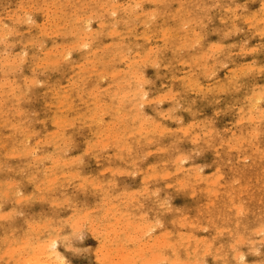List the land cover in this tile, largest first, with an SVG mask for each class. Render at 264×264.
<instances>
[{"label":"rangeland","instance_id":"374dc122","mask_svg":"<svg viewBox=\"0 0 264 264\" xmlns=\"http://www.w3.org/2000/svg\"><path fill=\"white\" fill-rule=\"evenodd\" d=\"M261 2L0 0V264H32L52 239L97 264L91 228L74 232L85 217L138 236L116 259L264 264Z\"/></svg>","mask_w":264,"mask_h":264},{"label":"snow or ice","instance_id":"6c2138e0","mask_svg":"<svg viewBox=\"0 0 264 264\" xmlns=\"http://www.w3.org/2000/svg\"><path fill=\"white\" fill-rule=\"evenodd\" d=\"M261 13H264V0L261 2L260 7ZM243 17L237 13L236 20L239 23ZM31 18H29V23H31ZM240 29L237 28V31ZM147 99V97H145ZM166 205H162L164 207ZM156 224L163 229V224L160 223L159 220L156 221ZM91 228L93 235L96 236L97 240L100 243V247L96 249L97 251V264H142L141 261L133 260V259H116L114 257L119 256L121 253V249L119 247L120 244L124 245L123 251L124 252H135L137 250V245L140 243V240L136 234H131L129 232H115L113 233L110 229L105 230L103 225H97L92 217H89L86 221L82 224L74 225V232H76L79 239H83L85 234ZM77 229L78 232H77ZM153 234H155V230H151ZM112 241L111 250L109 251L108 242ZM65 247L70 246L66 243ZM57 248V240H52L49 244L50 251L58 258L60 264H70V262L65 259L63 256H60L58 252H56ZM104 250L106 255L104 258H101V250ZM71 251H77L75 248H70ZM91 251V249L89 250ZM243 259V257H241ZM143 264H156V262L152 261H145ZM225 264H231V261H226Z\"/></svg>","mask_w":264,"mask_h":264},{"label":"bare ground","instance_id":"6f19581e","mask_svg":"<svg viewBox=\"0 0 264 264\" xmlns=\"http://www.w3.org/2000/svg\"><path fill=\"white\" fill-rule=\"evenodd\" d=\"M53 1V0H52ZM142 1V0H141ZM154 1V0H153ZM77 2V1H76ZM230 2V1H229ZM44 3V2H43ZM55 3V2H54ZM87 3V2H86ZM45 4V3H44ZM60 4V3H59ZM58 4V5H59ZM61 5V4H60ZM82 5V4H81ZM100 5V4H99ZM117 6V5H116ZM19 7V6H18ZM33 7V6H32ZM48 7H49V5H48ZM100 7V6H99ZM138 7V6H137ZM215 7V6H214ZM55 8V7H54ZM64 8V7H63ZM66 8V7H65ZM86 8V7H85ZM92 8V7H91ZM136 8V7H135ZM197 8V7H196ZM77 9V8H76ZM140 9V8H139ZM246 9V8H245ZM22 10H24L25 11V9H22ZM39 10V9H38ZM47 10V9H46ZM49 10V9H48ZM108 9H106V11H107ZM232 10V9H231ZM58 11H60V10H58ZM237 11V10H236ZM47 12V11H46ZM52 12V11H51ZM54 12H56V11H54ZM154 12V11H153ZM164 12V11H163ZM71 13V12H70ZM74 13V12H73ZM150 14H151V12H149ZM66 14V13H65ZM91 14V13H90ZM105 14V13H104ZM108 14V13H107ZM142 14V13H141ZM148 14V13H147ZM153 14V13H152ZM70 15V14H69ZM74 15V14H73ZM149 15V14H148ZM182 15V14H181ZM22 16V15H21ZM47 16V15H46ZM174 16V15H173ZM18 17V16H17ZM48 17H49V15H48ZM66 17V16H65ZM109 17V16H108ZM112 17V16H111ZM147 17V16H146ZM150 17H152V16H150ZM11 18V17H10ZM24 18H25V16H24ZM56 18H57V16H56ZM135 18V17H134ZM65 19V18H64ZM71 19V18H70ZM149 19V18H148ZM54 21V20H53ZM60 21V20H59ZM76 21V20H75ZM92 21V20H91ZM124 21V20H123ZM124 22H126V21H124ZM27 23V22H26ZM68 23V22H67ZM3 24V23H2ZM34 24V23H33ZM44 24V23H43ZM63 24H64V22H63ZM88 24V23H87ZM130 24V23H129ZM128 24V25H129ZM146 24V23H145ZM164 24V23H163ZM71 25H72V23H71ZM86 25V24H85ZM89 25V24H88ZM99 25V24H98ZM126 26V25H125ZM147 27V26H146ZM45 28V27H44ZM58 28V27H57ZM248 28V27H247ZM10 30V29H9ZM42 30V29H41ZM71 30V29H70ZM40 31V30H39ZM46 31V30H45ZM112 31V30H111ZM114 31V30H113ZM4 32V31H3ZM43 32V31H42ZM62 32V31H61ZM172 32V31H171ZM238 32V31H237ZM0 33H2V32H0ZM46 33V32H45ZM49 33V32H48ZM170 33V32H169ZM9 34V33H8ZM8 34H7V36H8ZM41 34V33H40ZM111 34V33H110ZM235 34H236V32H235ZM45 35V34H44ZM61 35V34H60ZM91 35V34H90ZM125 35V34H124ZM168 35V34H167ZM65 36V35H64ZM4 36H2L1 38H3ZM74 37V36H73ZM124 37V36H123ZM170 37H171V35H170ZM184 38V37H183ZM161 39H163V38H161ZM193 40V39H192ZM80 41V40H79ZM147 42V41H146ZM80 43H83V41L82 42H80ZM88 43V42H87ZM90 43V42H89ZM120 43V42H119ZM168 43V42H167ZM71 44V43H70ZM84 44V43H83ZM8 45V44H7ZM38 45H39V43H38ZM60 45H63V43L62 44H60ZM72 45V44H71ZM76 45V44H75ZM111 45V44H110ZM121 45V44H120ZM142 45V44H141ZM145 45V44H144ZM193 45V44H192ZM79 46V45H78ZM85 46V45H84ZM172 46V45H171ZM243 46V45H242ZM61 47V46H60ZM74 47V46H73ZM114 47V46H113ZM150 47V46H149ZM155 47V46H154ZM193 47V46H192ZM64 48V47H63ZM5 49V48H4ZM38 49H40V48H38ZM69 49V48H68ZM70 49H71V47H70ZM76 49H77V47H76ZM189 49V48H188ZM242 49V48H241ZM64 50V49H63ZM75 51V50H74ZM80 51V50H79ZM130 51V50H129ZM49 52V51H48ZM58 52V51H57ZM85 52V51H84ZM179 52V51H178ZM219 52V51H218ZM7 53V52H6ZM17 53V52H16ZM24 53V52H23ZM63 53V52H62ZM66 53V52H65ZM126 53H127V51H126ZM149 53V52H148ZM147 53V54H148ZM1 54V53H0ZM48 54V53H47ZM51 54V53H50ZM123 54V53H122ZM125 54V53H124ZM233 54V53H232ZM49 55V54H48ZM60 55V54H59ZM69 56H70V54H68ZM89 55V54H88ZM23 56V55H22ZM147 56V55H146ZM152 56V55H151ZM205 56V55H204ZM244 56V55H243ZM4 57V56H3ZM65 57V56H64ZM155 57H156V53H155ZM207 57V56H206ZM205 57V58H206ZM242 57V56H241ZM227 58V57H226ZM111 59H112V57H111ZM145 59V58H144ZM146 59H148V58H146ZM225 59V58H224ZM12 60V59H11ZM22 60V59H21ZM55 60V59H54ZM53 60V61H54ZM57 60V59H56ZM93 60V59H92ZM153 60V59H152ZM172 60H173V58H172ZM4 61V60H3ZM13 61H14V59H13ZM24 61V60H23ZM45 61V60H44ZM73 61H74V59H73ZM142 61V60H141ZM203 61V60H202ZM49 62H51V60L49 61ZM62 62V61H61ZM88 62V61H87ZM91 62V61H90ZM109 62V61H108ZM145 62H146V60H145ZM218 62V61H217ZM5 63V62H4ZM89 63V62H88ZM151 63H152V61H151ZM44 64V63H43ZM135 64V63H134ZM145 64V63H144ZM214 64V63H213ZM226 64V63H225ZM13 65V64H12ZM56 65V64H55ZM60 65V64H59ZM80 65V64H79ZM92 65H94V64H92ZM142 65V64H141ZM151 65V64H150ZM128 66V65H127ZM139 66V65H138ZM19 67V66H18ZM44 67V66H43ZM57 67V66H56ZM247 67V66H246ZM21 68V67H20ZM93 68H94V66H93ZM205 68V67H204ZM18 69V68H17ZM102 69V68H101ZM133 69V68H132ZM197 69V68H196ZM208 69V68H207ZM1 70V69H0ZM21 70V69H20ZM93 70V69H92ZM190 70V69H189ZM247 70V69H246ZM9 71H10V69H9ZM12 71H14V70H12ZM90 71V70H89ZM135 71V70H134ZM101 72H103V71H101ZM127 72V71H126ZM10 73V72H9ZM98 73V72H97ZM115 73V72H114ZM133 73V72H132ZM209 73V72H208ZM121 74V73H120ZM130 74V73H129ZM139 74V73H138ZM207 74V73H206ZM208 75V74H207ZM229 75V74H228ZM88 76V75H87ZM108 76V75H107ZM110 76V75H109ZM123 76H125V75H123ZM135 76V75H134ZM191 76V75H190ZM237 76V75H236ZM78 78V77H77ZM102 78V77H101ZM114 78H115V76H114ZM125 78V77H124ZM236 78V77H235ZM4 79V78H3ZM102 79H104V78H102ZM31 80H33V79H30V81L29 82H31V83H33V81H31ZM144 79H142V81H143ZM188 80H190V79H188ZM231 80V79H230ZM8 81V80H7ZM6 81V82H7ZM13 81V80H12ZM14 81H15V79H14ZM27 81V80H26ZM140 81V80H139ZM192 81V80H191ZM232 81V80H231ZM29 82H28V84H29ZM113 82V81H112ZM118 82H120V81H118ZM130 82V81H129ZM127 83V82H126ZM190 83V82H189ZM189 83H187V85L189 84ZM9 85H11V83L9 84ZM78 85V84H77ZM114 85H116V84H114ZM140 85V84H139ZM194 85V84H193ZM4 86V85H3ZM111 86V85H110ZM118 86V85H117ZM124 86V85H123ZM97 87V86H96ZM120 87V86H119ZM75 88V87H74ZM138 88V87H137ZM80 89V88H79ZM199 89V88H198ZM11 90V89H10ZM97 90V89H96ZM102 90H103V88H102ZM121 90V89H120ZM140 90V89H139ZM138 90V91H139ZM105 91V90H104ZM141 91H142V89H141ZM235 91V90H234ZM171 92V91H170ZM218 92V91H217ZM109 93V92H108ZM116 93V92H115ZM114 93V94H115ZM139 93H141L140 91H139ZM143 93V92H142ZM224 93V92H223ZM98 94V93H97ZM169 94V93H168ZM167 94V95H168ZM63 95V94H62ZM100 95V94H99ZM122 95V94H121ZM124 95V94H123ZM214 95V94H213ZM13 96V95H12ZM134 96V95H133ZM144 96H145V94H144ZM143 96V94H142V97H144ZM104 97V96H103ZM253 98H255L254 96H252ZM24 98V97H23ZM99 98V97H98ZM136 98V97H135ZM140 98V97H139ZM162 98V97H161ZM173 98V97H172ZM171 98V99H172ZM160 99V98H159ZM169 99V98H168ZM72 100V99H71ZM110 100V99H109ZM156 100V99H155ZM258 100V99H257ZM26 101V100H25ZM91 101V100H90ZM110 101H112V100H110ZM149 101V100H148ZM153 101V100H152ZM20 102V101H19ZM130 102V101H129ZM143 102H144V100H143ZM62 103V102H61ZM112 103V102H111ZM120 103V102H119ZM139 103V102H138ZM150 103V102H149ZM255 102H253L252 104H254ZM141 104H142V102H141ZM146 104H148V103H146ZM98 105V104H97ZM118 105V104H117ZM121 105V104H120ZM72 107V106H71ZM132 107V106H131ZM116 108H118V107H116ZM132 108H134V107H132ZM140 108V107H139ZM18 109V108H17ZM100 110H101V108H100ZM125 110V109H124ZM195 110V109H194ZM61 111V110H60ZM120 111V110H119ZM139 111V110H138ZM258 111V110H257ZM99 112V111H98ZM117 112V111H116ZM167 112H168V110H167ZM249 112H251V111H249ZM260 112V111H259ZM19 113V112H18ZM119 113V112H118ZM125 113V112H124ZM139 113V112H138ZM7 114V113H6ZM102 114V113H101ZM140 114V113H139ZM18 115V114H17ZM103 115V114H102ZM138 115V114H137ZM19 116V115H18ZM97 116V115H96ZM261 116H262V114H261ZM103 117V116H102ZM256 117V116H255ZM263 117V116H262ZM146 118V117H145ZM103 119V118H102ZM261 119V118H260ZM30 120V119H29ZM263 120V119H262ZM8 121V120H7ZM57 121V120H56ZM55 121V122H56ZM144 121H145V119H144ZM41 122V121H40ZM101 122V121H100ZM117 122V121H116ZM141 122V121H140ZM146 122H147V120H146ZM206 122V121H205ZM247 122V121H246ZM251 122V121H250ZM153 123V122H152ZM101 124V123H100ZM116 124V123H115ZM132 124V123H131ZM141 124V123H140ZM192 125V124H191ZM210 125V124H209ZM259 125V124H258ZM101 126V125H100ZM161 126V125H160ZM71 127V126H70ZM79 127V126H78ZM110 127V126H109ZM198 127V126H197ZM136 128V127H135ZM158 128V127H157ZM11 129V128H10ZM27 129V128H26ZM59 129V128H58ZM111 129V128H110ZM148 129V128H147ZM156 129V128H155ZM192 129V128H191ZM253 129V128H252ZM159 130V129H158ZM96 131V130H95ZM143 131V130H142ZM186 131V130H185ZM111 132V131H110ZM145 132V131H144ZM160 133V132H159ZM163 133V132H162ZM252 133V132H251ZM62 134H63V132H62ZM61 134V135H62ZM132 134V133H131ZM130 134V135H131ZM210 134V133H209ZM246 134V133H245ZM254 134V133H253ZM139 135V134H138ZM162 135V134H161ZM249 135V134H248ZM127 136H128V134H127ZM143 136V135H142ZM205 136V135H204ZM251 136V135H250ZM13 137H14V135H13ZM106 138H107V136H105ZM238 138V137H237ZM252 138V137H251ZM26 139V138H25ZM245 140V139H244ZM255 140V139H254ZM257 140V139H256ZM140 141V140H139ZM237 141V140H236ZM248 141H250V140H248ZM96 142H98V141H96ZM103 143V142H102ZM106 143V142H105ZM4 145V144H3ZM249 145V144H248ZM202 146V145H201ZM234 147H235V145H234ZM126 148V147H125ZM233 148V147H232ZM5 149V148H4ZM236 149V148H235ZM255 149H256V147H255ZM119 150V149H118ZM257 150V149H256ZM130 151V150H129ZM261 151V150H260ZM30 152V151H29ZM32 154V153H31ZM35 154V153H34ZM130 154V153H129ZM148 154V153H147ZM264 154V153H263ZM32 156V155H31ZM30 156V157H31ZM131 156V155H130ZM12 157V156H11ZM13 157H15V155L13 156ZM119 157V156H118ZM121 157V156H120ZM127 158V157H126ZM180 158V157H179ZM185 158V157H184ZM187 158V157H186ZM185 158V159H186ZM80 160H81V158H80ZM135 161V160H134ZM72 164V163H71ZM163 164V163H162ZM135 165V164H134ZM244 165V164H243ZM182 168V167H181ZM192 168V167H191ZM194 168V167H193ZM106 169V168H105ZM175 169H176V167H175ZM188 169V168H187ZM263 169V168H262ZM118 170V169H117ZM218 170V169H217ZM216 170V171H217ZM109 171V170H108ZM116 171V170H115ZM162 171V170H161ZM197 171V170H196ZM23 172V171H22ZM198 172V171H197ZM70 173V172H69ZM68 173V174H69ZM146 173H147V171H146ZM169 173V172H168ZM188 173V172H187ZM48 174H50V173H48ZM61 174V173H60ZM196 174V173H195ZM198 174H199V172H198ZM70 175V174H69ZM114 175V174H113ZM127 175H128V173H127ZM200 175V174H199ZM65 176V175H64ZM135 176V175H134ZM163 176V175H162ZM168 176V175H167ZM171 176V175H170ZM197 176V175H196ZM208 176V175H207ZM210 176H211V174H210ZM56 177V176H55ZM73 177V176H72ZM151 177V176H150ZM149 177V178H150ZM257 177V176H256ZM52 179V178H51ZM72 179V178H71ZM195 179V178H194ZM147 181H148V179H146ZM206 180H207V178H206ZM256 180V179H255ZM33 181V180H32ZM8 182V181H7ZM90 182V181H89ZM88 182V183H89ZM93 182V181H92ZM142 182H143V180H142ZM156 182V181H155ZM181 182V181H180ZM183 182H185V181H183ZM18 183V182H17ZM43 183V182H42ZM98 183V182H97ZM96 183V184H97ZM114 183V182H113ZM235 183V182H234ZM207 184V183H206ZM1 185V184H0ZM12 186V185H11ZM62 186V185H61ZM81 186V185H80ZM99 186V185H98ZM148 186V185H147ZM181 186H182V184H181ZM52 187V186H51ZM54 187H55V185H54ZM115 187V186H114ZM144 187V186H143ZM95 188H96V186H95ZM100 188H101V186H100ZM50 190V189H49ZM157 190V189H156ZM155 190V191H156ZM159 190V189H158ZM200 190V189H199ZM18 191V190H17ZM136 191V190H135ZM209 191V190H208ZM207 191V192H208ZM7 192V191H6ZM125 192V191H124ZM134 192V191H133ZM139 192V191H138ZM147 192V191H146ZM152 192V191H151ZM157 192V191H156ZM45 193V192H44ZM21 194V193H20ZM134 194V193H133ZM138 194V193H137ZM5 195H6V193H5ZM14 195V194H13ZM12 195V196H13ZM103 195V194H102ZM119 195V194H118ZM155 195H156V193H155ZM227 195V194H226ZM7 196V195H6ZM29 196H31V195H29ZM192 196H193V194H192ZM116 197V196H115ZM118 197V196H117ZM148 197H149V195H148ZM29 198V197H28ZM54 198V197H53ZM126 198H127V196H126ZM129 198V197H128ZM116 199H118V198H116ZM129 199H131V198H129ZM19 200V199H18ZM22 200V199H21ZM108 200H109V198H108ZM137 200V198L135 199V201ZM156 200V199H155ZM229 200V199H228ZM126 201V200H125ZM128 201V200H127ZM131 201V200H130ZM138 201V200H137ZM16 202H18V201H16ZM67 202V201H66ZM159 203H161V202H159ZM166 203V202H165ZM259 203V202H258ZM54 204V203H53ZM57 205V204H56ZM99 205V204H98ZM132 205V204H131ZM142 205V204H141ZM115 206V205H114ZM237 207V206H236ZM143 208V207H142ZM74 209V208H73ZM133 209V208H132ZM239 210V209H238ZM89 211V210H88ZM178 211V210H177ZM80 212V211H79ZM104 212V211H103ZM167 212V211H166ZM9 213V212H8ZM7 213V214H8ZM124 213V212H123ZM245 213V212H244ZM86 214V213H85ZM112 214V213H111ZM122 214V213H121ZM5 215V214H4ZM18 215V214H17ZM72 215V214H71ZM83 215V214H82ZM83 216H85V215H83ZM82 216V217H83ZM120 216V215H119ZM128 216H129V214H128ZM80 217V216H79ZM113 218H114V216H112ZM133 217V216H132ZM148 217V216H147ZM219 217V216H218ZM5 218V217H4ZM86 218V220H87V217H85ZM125 218V217H124ZM127 218V217H126ZM139 218H140V216H139ZM143 218V217H142ZM186 218V217H185ZM181 219V218H180ZM52 220V219H51ZM79 220V219H78ZM78 220L76 221V222H78ZM104 220V219H103ZM108 220V219H107ZM116 220V219H115ZM82 221V220H81ZM84 221V220H83ZM118 221V220H117ZM130 221V220H129ZM141 221V220H140ZM157 221V220H156ZM65 222V221H64ZM137 222V221H136ZM145 222V221H144ZM207 222V221H206ZM50 223V222H49ZM48 223V224H49ZM139 223V222H138ZM150 223V222H149ZM74 224V223H73ZM134 224V223H133ZM156 224V223H155ZM37 225V224H36ZM75 225V224H74ZM112 225V224H111ZM110 225V226H111ZM236 225V224H235ZM109 226V225H108ZM127 226V225H126ZM138 226V225H137ZM155 226V225H154ZM195 226V225H194ZM37 227V226H36ZM120 227V226H119ZM184 227V226H183ZM182 227V228H183ZM198 227V226H197ZM15 228H17V227H15ZM124 228H126V227H124ZM154 228H156V227H154ZM193 228V227H192ZM201 228V227H200ZM113 229H114V227H113ZM137 229V228H136ZM136 229H134L133 228V230H136ZM139 229V228H138ZM137 229V230H138ZM150 229V228H149ZM202 229V228H201ZM204 229V228H203ZM262 229V228H261ZM59 230V229H58ZM142 230V229H141ZM254 230V229H253ZM259 230V229H258ZM51 231V230H50ZM92 231V230H91ZM148 231V230H147ZM223 231V230H222ZM227 231V230H226ZM257 231V230H256ZM261 231V230H260ZM259 231V232H260ZM125 232V231H124ZM145 232V231H144ZM169 232V231H168ZM252 232V231H251ZM254 232V231H253ZM252 232V233H253ZM19 233V232H18ZM30 233V232H29ZM131 233V232H130ZM251 233V234H252ZM24 234H26V233H24ZM146 234H148V233H146ZM165 234V233H164ZM232 234V233H231ZM250 234V233H249ZM257 234H258V232H257ZM39 235H41V234H39ZM74 235V234H73ZM163 235V234H162ZM166 235V234H165ZM165 235H163V238H165L164 236ZM179 235V234H178ZM230 235V234H229ZM189 236V235H188ZM187 236V237H188ZM239 236V235H238ZM27 237V236H26ZM29 237V236H28ZM45 237V236H44ZM160 237V236H159ZM216 237V236H215ZM251 237V236H250ZM33 238V237H32ZM54 238V237H53ZM58 238V237H57ZM72 238V237H71ZM240 239H241V237H239ZM162 239V238H161ZM182 239V238H181ZM188 239V238H187ZM53 240V239H52ZM61 240V239H60ZM59 240V241H60ZM81 240V239H80ZM154 240H156L155 238H154ZM189 240V239H188ZM187 240V241H188ZM198 240H200V239H198ZM237 240V239H236ZM235 240V241H236ZM239 240V239H238ZM242 240V239H241ZM256 240V239H255ZM254 240V241H255ZM21 241H23V240H21ZM47 241H49V238L47 239ZM157 241V240H156ZM166 241H168V240H166ZM166 241L165 242H163V246H169L167 243H166ZM182 241V240H181ZM244 241H246V240H244ZM10 242V241H9ZM24 242V241H23ZM32 242V241H31ZM30 242V243H31ZM38 242V241H37ZM42 243V245H36V247L33 249V255L31 256V258H29L28 260H30V261H32L33 263H35V264H60V261L58 260V258L50 251V249H49V246H48V244L46 245V244H43L44 242L43 241H41ZM157 242H160L159 240L157 241ZM156 242V243H157ZM200 242V241H199ZM237 242V241H236ZM39 243H40V241H39ZM176 243V242H175ZM204 243V242H203ZM240 243H241V241H240ZM24 244V243H23ZM22 244V245H23ZM170 244V243H169ZM171 244H173V243H171ZM170 244V245H171ZM27 245V244H26ZM109 245V244H108ZM141 245V244H140ZM156 245H158V246H160L159 244H156ZM155 245V242H154V246H155V248H157V246ZM187 245H188V243H187ZM201 245V244H200ZM17 246V245H16ZM19 246V245H18ZM30 246V245H29ZM34 246V245H33ZM70 246V245H69ZM142 246V245H141ZM144 246V245H143ZM195 246V245H194ZM240 246V245H239ZM21 247H23V246H21ZM151 247V246H150ZM178 247H181V246H178ZM185 247H187V246H185ZM196 247V246H195ZM231 247V246H230ZM19 248V247H18ZM123 248V247H122ZM121 248V249H122ZM154 248V247H153ZM188 248V247H187ZM211 248V247H210ZM11 249L12 248H10V252H8V254L10 253V254H12L13 252H14V250H12L11 251ZM28 249V248H27ZM140 249V248H139ZM138 249V250H139ZM141 249H143V248H141ZM140 249V251H142ZM169 249H170V247H169ZM232 250H234L233 249V246H232V248H231ZM17 250V249H16ZM19 250V249H18ZM22 250V249H21ZM66 250H68V248L66 249ZM87 249H85V251H86ZM110 250V249H109ZM123 250V249H122ZM201 250H203V249H201ZM206 250H208V249H206ZM258 250V249H257ZM8 251V250H7ZM150 251V250H149ZM191 251H192V249H191ZM194 251V250H193ZM205 251V250H204ZM215 251V250H214ZM20 252V251H19ZM25 252V251H24ZM57 252V251H56ZM76 252H78V250L76 251ZM75 252V253H76ZM102 252V251H101ZM185 252H187V251H185ZM208 252V251H207ZM210 252V251H209ZM258 252V251H257ZM59 253V252H58ZM80 253V252H79ZM136 253V252H135ZM204 253V252H203ZM234 253H236V252H234ZM15 254H16V252H15ZM20 254V253H19ZM127 254V253H126ZM126 254L124 253V255L126 256ZM131 254V253H130ZM152 255H153V253H151ZM155 254V253H154ZM159 254H161V253H159ZM188 254V252L186 253V255ZM194 254H195V252H194ZM237 254H239L238 252H237ZM255 254H256V251H255ZM5 255H7L6 253H5ZM17 256H18V254H16ZM79 255V254H78ZM106 255V254H105ZM121 255V254H120ZM123 255V256H124ZM208 255V254H207ZM242 255V254H241ZM12 256H14V253L12 254ZM27 256V255H26ZM103 256V255H102ZM128 256V257H127ZM126 256V259H130L129 258V255H127ZM138 256V255H137ZM141 256V255H140ZM239 256V255H238ZM24 257V256H23ZM28 257V256H27ZM26 257V258H27ZM105 257V256H104ZM119 257V256H118ZM156 258L158 257V256H155ZM160 257V256H159ZM194 257V256H193ZM216 257V256H215ZM214 257V258H215ZM219 256H217V258H218ZM235 257H237L236 255H235ZM243 257V256H242ZM25 258V257H24ZM23 258V259H24ZM124 258V257H123ZM145 258V257H144ZM176 258V257H175ZM202 258H203V255H202ZM213 258V259H214ZM238 258H240V257H238ZM244 258V257H243ZM21 260L22 262L24 261V260ZM96 259V258H95ZM121 259V258H120ZM125 259V258H124ZM131 259H132V257H131ZM142 259V258H141ZM147 259V258H146ZM160 259H162L161 257H160ZM219 259V258H218ZM221 259V258H220ZM152 260H153V258H152ZM164 260V259H163ZM167 260V259H166ZM197 260V259H196ZM196 260L194 261V262H196ZM204 260V259H203ZM202 260V261H203ZM234 260H235V262H236V259L234 258ZM8 261H9V259H8ZM165 261V260H164ZM27 262V261H26ZM26 262H25V264H26ZM154 262H156V261H154ZM160 262H161V260H160ZM180 262V261H179ZM190 262V261H189ZM243 262V261H242ZM241 262V263H242ZM24 263V262H23ZM29 263H31V262H29ZM32 263V264H33ZM170 263V262H169ZM173 263V262H172ZM171 263V264H172ZM177 263V262H176ZM185 263V262H184ZM198 263V262H197ZM159 264V263H158ZM188 264V263H187ZM193 264V263H192ZM200 264V263H199Z\"/></svg>","mask_w":264,"mask_h":264}]
</instances>
